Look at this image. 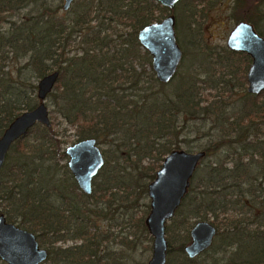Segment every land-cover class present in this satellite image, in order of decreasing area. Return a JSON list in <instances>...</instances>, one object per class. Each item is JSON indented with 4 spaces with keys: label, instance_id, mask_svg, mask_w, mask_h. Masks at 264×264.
<instances>
[{
    "label": "trees",
    "instance_id": "trees-1",
    "mask_svg": "<svg viewBox=\"0 0 264 264\" xmlns=\"http://www.w3.org/2000/svg\"><path fill=\"white\" fill-rule=\"evenodd\" d=\"M38 1L0 0V17L9 24L0 28V134L15 116L38 103L37 81L58 71L47 96L52 115L61 119L57 124L72 127L75 141L95 138L102 144L108 136L117 140L110 143V160L108 151L102 150L105 164L90 195L72 190L67 165L62 167L63 177L57 178L60 167L55 161L66 158L61 146L66 127L59 131L52 121L50 127L37 124L36 135L28 138L33 127L7 153L0 169V202L14 204L24 216L19 226L37 232L40 243L47 238L45 262L115 264V251L97 254L102 237L94 220L137 209L147 192L143 179H153L164 156L183 144L205 151L201 162L208 156L213 159L204 168L200 162L171 220L177 225L185 222V227L194 218L208 220L216 227L218 240L194 260L185 255L184 241L172 247L168 237L167 255L176 252L185 264H264V91L253 95L245 90L250 58L227 47L214 61L212 52L202 56L193 51L202 60L195 64L210 69L194 72L179 67L172 81L163 84L137 40V31L164 12L159 3L77 0L70 12L59 13L61 6L49 9L50 0ZM196 1L187 7L193 22L194 7L203 10L209 4ZM263 8L264 0H235L231 17L234 23H252L264 37ZM185 55L182 52V61ZM229 76L237 78L232 89L226 88ZM198 122L210 136L204 146L190 137L193 129L201 130ZM190 128L189 134H182ZM215 132L223 138L213 141ZM133 219L136 228H146L141 217ZM48 236L55 243L75 244L55 246ZM127 243L133 249V242ZM0 264L6 263L0 259Z\"/></svg>",
    "mask_w": 264,
    "mask_h": 264
},
{
    "label": "water",
    "instance_id": "water-1",
    "mask_svg": "<svg viewBox=\"0 0 264 264\" xmlns=\"http://www.w3.org/2000/svg\"><path fill=\"white\" fill-rule=\"evenodd\" d=\"M74 0H63L62 9L68 10ZM169 10L157 21L137 31L140 47L150 56V66L156 79L167 84L175 77L182 58V51L175 34V15L170 12L180 0H154ZM1 25V18H0ZM226 47L245 53L250 58L246 71V92L259 95L264 91V37L248 21H239L229 30ZM59 77L52 71L40 78L36 85L38 103L15 116L0 134V169L13 144L25 136L36 124L51 126L45 99L53 90ZM67 167L78 188L90 195L93 180L105 164L103 153L95 138H85L67 145L64 149ZM205 151L189 152L173 149L164 156L154 178L147 185L149 212L144 219L152 238L151 256L147 264H166L168 242L166 224L170 221L188 191L190 180L205 156ZM216 227L207 220H198L189 230L190 242L183 247L189 259H193L211 247ZM48 258V250L40 246L35 234L9 222L0 213V259L6 264H42Z\"/></svg>",
    "mask_w": 264,
    "mask_h": 264
},
{
    "label": "rangeland",
    "instance_id": "rangeland-1",
    "mask_svg": "<svg viewBox=\"0 0 264 264\" xmlns=\"http://www.w3.org/2000/svg\"><path fill=\"white\" fill-rule=\"evenodd\" d=\"M79 1V0H78ZM77 0H74L72 4L69 7V11L74 7V5L78 2ZM235 0H209V4L204 7L203 10H200L199 5L194 7L196 12V18L195 21L190 17V12L188 11L187 7L188 4L196 5V0H184V1H179L174 9L170 12H172L175 15V18L180 16L179 18V25H177L176 28V39L177 43L181 48V51L184 52L186 51V55L184 60L180 61V64L178 66L182 68L181 70L184 71L183 69H188L194 72H203L205 69H210L203 67V65L195 64V63H202V60L200 59V56L193 51H197L198 53L203 55H209L210 52H212L211 59L214 61V59H217L218 56L221 55V50L223 47H226L225 40L227 37V34L229 30L232 28V26L235 24L232 17H231V9L234 4ZM39 4L42 3V1H38ZM62 0H50L49 2H46V6L49 9H54L57 5L61 6V9H59V13L63 12L65 13L67 10L62 9ZM157 3V2H156ZM44 4V3H43ZM161 7L164 8V12L158 13L157 15L159 16V19L164 17L165 15L168 14L169 10L165 8L164 6L161 5ZM264 9V8H263ZM26 10H22L21 13H25ZM200 11V12H199ZM5 15V13L3 14ZM1 18V25L0 28L2 29H7L9 24L4 22L3 17ZM12 19V18H11ZM9 19V20H11ZM192 20V21H191ZM262 24H264V19L262 21ZM191 33L189 36L188 33ZM203 43V46H200V43ZM180 43V44H179ZM203 47V49H201ZM69 55H73V51L70 52ZM208 59V58H207ZM151 60V59H150ZM151 67V66H150ZM178 71V70H177ZM227 73L229 70L223 71L222 73ZM208 74V73H207ZM209 75V74H208ZM205 75H201L200 78L203 79ZM229 79V83L227 84L226 88L232 89L234 85H236V79L235 80L229 76L228 78L225 77V80ZM247 84V83H246ZM235 90V89H234ZM171 91V90H169ZM208 93L211 95H214L213 90H207ZM264 95H261V98H263ZM231 98V97H230ZM233 99V98H232ZM230 99V101L232 100ZM38 102V100H37ZM45 104L47 105V108L49 110V117L50 120L54 124V128L58 129L61 131L62 127H66L67 131L65 132V135L62 137V139H65L66 142L62 143V147L65 149L67 145L72 144L75 142V136H74V129L70 126H67V124L62 123L61 125H58V121L61 119L59 118H54V113L53 112V106L50 105L49 98L47 97L45 99ZM182 118V117H181ZM198 125L200 126V129H193L190 128L188 130L184 129L182 134H186L190 132L191 129L192 134L191 139L197 140V142L201 145L204 146L206 145L209 140L210 136L207 135V128H203L202 124L198 122ZM39 131L37 127H34L32 129V133L28 134V138H32L33 135H36ZM220 133L215 132L213 141H218L221 139ZM110 143H117V140H115V137L113 136H108L106 139L105 143L98 144L101 151L102 150H107L108 153L107 155L109 156V160L111 158L110 152L113 150V145ZM122 148V147H121ZM181 149L183 150H188L189 152H195V149H187L183 144L181 145ZM167 155V154H166ZM213 159L212 156L206 157L202 162H201V167L204 168L208 164V162ZM67 156L64 159H58L55 162L58 164V167H60L59 174L57 175V178L60 180L61 177V172L64 170L62 167L64 165H67ZM230 160V159H228ZM148 160L144 161V163H147ZM160 162V161H159ZM162 163V162H161ZM57 169V168H56ZM59 169V168H58ZM69 171V169H68ZM70 174V178H72L70 181L74 183H70L72 190H75L76 193L83 195V193L80 191L78 188L75 180L73 179V176L71 175L70 171L68 172ZM201 173V171H199ZM69 177V176H68ZM152 179H147L144 178L143 182H146L147 184L151 181ZM264 187V183H263ZM94 188V186H93ZM118 192V191H117ZM118 200L115 203L118 204ZM139 206L137 209H132L129 210V212L126 215L121 214V210H118L115 212V214H109V217L107 216L106 218H96L94 220V224L96 227L97 233L101 235V244H100V250H97V254H106L107 250L106 249H111L110 251H115L114 256H113V262L115 264H147V261L149 260L151 256V244H152V238L150 234L148 233L146 228H136L135 227V219L137 217H141V220L144 222V219L146 215L149 212V198L147 195V192L143 197L140 198L139 200ZM114 208V207H113ZM28 209V208H25ZM0 212L3 213L5 216H8L11 220H13L14 224L19 226L21 224L22 216L20 215V212L15 209L14 204H12L10 201L7 204V202L3 201L0 202ZM27 217V216H26ZM30 217V212L29 216ZM199 219L194 218L191 219L189 223H187L186 227L184 225L185 222H182V225H177L176 223L177 220H170L167 224V227L169 226V232H166V239L168 237L171 238L172 242V247H177L179 243L184 241V246L190 242V236H189V230L193 226L195 222H197ZM184 225V226H183ZM20 227V226H19ZM79 232H81L82 227L80 225H77ZM72 234V230H70ZM35 235L38 234L37 232H33ZM176 235V238L174 241H172V236ZM188 236V237H187ZM48 242L50 243H55L54 238L52 236H48ZM38 238V237H36ZM39 242V239H37ZM218 240V236L215 237L214 242ZM47 238H44V242L40 243V246L43 248H48L47 247ZM127 241L133 242L134 246L133 249L132 246L127 243ZM76 243H79L77 241ZM75 244L74 241L72 240H66L64 242L58 241L55 243V246H61V247H68ZM199 256V255H198ZM197 256V257H198ZM195 257V258H197ZM194 258V260H195ZM167 260H171L169 264H185L184 259L180 257L178 259L177 253L174 252L172 255H167ZM168 262V261H167ZM42 264H51L50 262H44Z\"/></svg>",
    "mask_w": 264,
    "mask_h": 264
},
{
    "label": "bare ground",
    "instance_id": "bare-ground-1",
    "mask_svg": "<svg viewBox=\"0 0 264 264\" xmlns=\"http://www.w3.org/2000/svg\"><path fill=\"white\" fill-rule=\"evenodd\" d=\"M204 157H205V156H204ZM204 157H203V158H204ZM104 158H105V157H104ZM203 158H202V159H203ZM202 159H201V160H202ZM200 162H201V161H200ZM199 164H200V163H199ZM197 167H198V166H197ZM196 169H197V168H196ZM195 171H196V170H195ZM167 224H168V223H167ZM167 224H166V225H167ZM216 230H217V229H216ZM216 235H217V233H216ZM215 237H216V236H215Z\"/></svg>",
    "mask_w": 264,
    "mask_h": 264
}]
</instances>
